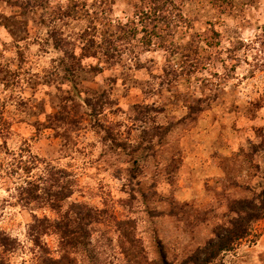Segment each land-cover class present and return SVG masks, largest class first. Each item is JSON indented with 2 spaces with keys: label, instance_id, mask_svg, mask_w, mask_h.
<instances>
[{
  "label": "rangeland",
  "instance_id": "1",
  "mask_svg": "<svg viewBox=\"0 0 264 264\" xmlns=\"http://www.w3.org/2000/svg\"><path fill=\"white\" fill-rule=\"evenodd\" d=\"M101 1L0 0V232L19 243L11 264H41L28 226L34 215L56 218L44 205L30 209L19 202L20 160L38 166L31 180L44 178L47 165L73 173L67 202L116 216L95 230L97 264H144L156 258L158 243L176 264L226 224L230 201L260 191L264 151L252 159L250 153L264 138V0H172L166 11L175 22L172 33L149 44L142 32L129 34L108 60L98 43L90 47L81 39L95 33L86 31L88 17L56 16L73 3L93 13ZM105 1L110 19L124 24L135 19L140 2ZM4 18L19 25L8 30ZM156 22L147 23V31ZM65 52H73L83 70L69 71ZM101 92L95 118L86 101ZM63 105L69 123H57V134L65 138L48 120ZM95 119L133 148L143 136L152 142L134 179L126 172L129 152H110ZM43 239L51 250L47 264H71L57 252V237ZM222 259L264 264V218Z\"/></svg>",
  "mask_w": 264,
  "mask_h": 264
},
{
  "label": "trees",
  "instance_id": "2",
  "mask_svg": "<svg viewBox=\"0 0 264 264\" xmlns=\"http://www.w3.org/2000/svg\"><path fill=\"white\" fill-rule=\"evenodd\" d=\"M33 1L37 4H41L43 1L45 2V0ZM107 3L108 2L105 0L101 1L99 5L102 8L95 9L93 13L85 10V6L79 5L78 3L69 5L67 8L68 11L64 10L63 12L58 9L56 12V16H59L60 19L69 17L75 19L76 17H80L81 13L82 18L86 19V17H88L91 25L86 31L89 32V29L92 28L95 30L96 35H94L95 33H84L85 36L81 37V39H85L90 47H94L98 43L99 46L96 48L97 50H103V57L105 55L107 56L105 57L106 60L111 58L115 55L114 53L118 51V41L127 39L129 34L133 37L139 34V32H142L146 44H149L152 39H158L163 36V32L168 35L175 29V22L172 20L168 21L169 17L166 15V11L172 4V0H140V2L135 5V19L128 21L126 24L114 23L110 19L109 13L111 12V7L110 4ZM27 6H29V4H25V8H27ZM27 12L26 9L24 13L27 14ZM3 20L5 23L4 27L8 30H10L13 25H19V23L12 18H4ZM151 21L157 22L153 24L152 31H147L148 27H146V24ZM96 23L101 26V30L96 31ZM139 24L143 25H140L142 26L141 30H137ZM169 37H171V35ZM54 39H56V35ZM99 39H101V42H99ZM62 46L63 45L60 43L55 42V47L59 50H62ZM161 47H163V44H161ZM64 54L68 55L67 59L70 60L68 64L69 71L75 73L78 71L77 68L82 69L81 63L78 62L73 52L69 54L65 52ZM64 59L65 58L62 59V63ZM104 94L105 93L101 92V95L99 94V97L94 101H86V103L90 104L91 112L95 118H97V114L102 111V100L105 99ZM262 105L263 104L260 102L255 103V107L258 106V109L262 108ZM60 110L59 114H55L53 117L48 118L49 126H53L55 135L65 138L66 135H62V132L57 134V123H69V115L65 105H63ZM70 122L72 123L73 121L71 120ZM93 128L97 133L104 134L103 141L105 144H108L110 152H115L117 149H121L123 152H129L128 161L131 167H129L126 172L134 179L138 174L137 170L140 169L139 164L140 160L143 158L142 154L147 149L151 150L152 142L150 140L148 141V139L143 136L144 139H140V144L133 148L131 147L132 145H127L126 142L117 141L109 128L105 127L96 119ZM68 138L65 142L68 141ZM260 138L261 141L256 147H253V151L250 153L251 159V155L257 154L258 149L264 151V138L262 139V136H260ZM145 141L148 144L143 146L146 143ZM131 148L132 151L130 150ZM19 162H21L19 163L20 167H17V169H21L20 171L25 174L23 184L19 185L16 189L19 202L24 207L30 209H33L34 205H44L56 214L55 219L45 217L38 218L34 215L33 221L28 226V236L33 244L32 250L35 252L36 257L41 260V264H47V262L52 260L49 259L51 253L50 247L43 239L49 236L57 237V252L71 264H85V261H87L88 264H97L99 260L97 258L98 255L96 256V251H98V249L97 244L93 242L95 230L101 224L107 225L110 223L111 219L112 222H116V216H107V211L105 209L97 210L84 203H68L67 201L74 193L75 179L73 178V173L65 171L64 169H54L47 165L43 169L45 174L44 178L40 175L31 180L28 176L38 170V166L34 165L32 161L26 162L20 160ZM258 169L259 165H256V170ZM259 171H261L259 175H261L260 178L262 180L259 193H253L250 197H242L230 201V217L227 219V222H225L226 224L215 227L213 238L206 241L202 247L194 249L176 264H225L222 259L223 255L233 251L239 242L250 236L253 225L264 218V166L262 170ZM17 174L19 173H15V175ZM21 177L22 176H20L19 179H21ZM67 178H69L70 181ZM62 179H64V182L61 181ZM131 241L133 240L131 239ZM18 244L19 243L14 239L0 232V264H11L9 255L18 248ZM156 247V258L152 261L144 259V264H174L168 261L166 251L160 243H158ZM77 257H79V259ZM53 263L60 264V261L55 260Z\"/></svg>",
  "mask_w": 264,
  "mask_h": 264
}]
</instances>
